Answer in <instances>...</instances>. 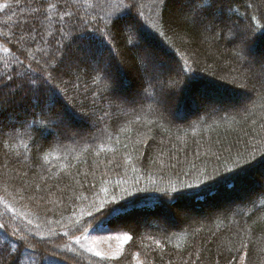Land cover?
Returning a JSON list of instances; mask_svg holds the SVG:
<instances>
[{
	"label": "trees",
	"instance_id": "1",
	"mask_svg": "<svg viewBox=\"0 0 264 264\" xmlns=\"http://www.w3.org/2000/svg\"><path fill=\"white\" fill-rule=\"evenodd\" d=\"M61 2L43 0L44 9L37 13L41 0H0V76L27 72L29 64L37 67L32 56L39 59L41 50L61 56L54 43L59 39L57 28L69 29L70 24H61L58 9L49 7ZM67 2L71 7L64 11L81 18L80 28L87 24L90 30L108 31L105 21L111 19L117 0ZM140 4L144 38L135 32H108L96 54L101 68L109 64L110 79L103 71H94L92 62H75L81 53L74 48L66 60L70 67L59 75L53 73L55 98L36 97L25 89L0 111V215L11 217L9 232L19 229L18 235L27 237L21 242L0 231V255L11 264H135L136 260L141 264H241L243 260L264 264V196L255 195L264 190L260 172L264 163L256 164L264 160V71L237 55L240 44L234 38L236 27L250 25L257 34L264 29V0H221L219 15L208 22L209 31L185 23L189 17L182 15L181 8L192 5L182 0H168L167 6L164 0H140ZM21 36L24 42L18 44ZM261 37L250 41L253 48ZM145 51L154 57L161 79L167 78L170 68L178 72L182 65L196 75L199 87L188 88L179 99L161 95L154 82L141 80L139 57ZM225 76L245 83L240 85L245 90L239 99L250 92L252 99L240 107L213 111L211 103L197 94L232 89ZM173 81L183 83V77L172 73L169 83ZM111 83L116 85L115 93L108 92ZM193 97L199 100L194 99L198 108L179 119ZM48 108L61 115L74 113V134L34 132L42 127L41 111ZM249 163L253 167L248 175L258 173L257 178L253 175V186L246 185L248 175L225 180L220 190H204L199 198L181 196L171 209L153 207L152 199L141 201L138 208L113 221L111 230L86 223L105 189L120 194L125 189L144 190L138 194L155 197L158 189L188 184L202 188L205 173L218 169L219 178ZM69 183L77 198L66 197V203H54L56 196L48 198L53 203L40 200L35 191L37 185ZM227 196L235 199L222 202ZM77 223L80 231L74 230ZM123 234L131 239L116 257L102 258L84 245L93 237Z\"/></svg>",
	"mask_w": 264,
	"mask_h": 264
},
{
	"label": "snow or ice",
	"instance_id": "2",
	"mask_svg": "<svg viewBox=\"0 0 264 264\" xmlns=\"http://www.w3.org/2000/svg\"><path fill=\"white\" fill-rule=\"evenodd\" d=\"M108 0H105L107 3ZM221 0H182V3L191 4L190 8H181L182 15L189 17L185 20L192 26L193 29L204 31L210 30V20H214L217 15H219V8L217 5ZM165 6H167L168 0H164ZM49 7L58 9V18L61 24L69 23L70 28H57L56 35L59 37L54 43L56 50L61 52V56H56L55 54H49L47 51H42V55L38 59L35 55L32 56V60L35 62V68L31 64L28 65L27 72H14L9 73L7 77L0 76V111L4 110L5 107L16 98L17 92H27L35 94L36 97L43 96L45 99L48 97L55 98L57 96V89L53 85V80L56 79L57 75L63 73L65 69L70 67L66 60L70 58L74 48L76 51L81 53V55L76 56L75 62H92L95 67L94 71H103L106 79H110L108 76L109 64L104 63L103 67H100V60L96 58V54L106 43L105 37L108 32L115 33H129L135 32L137 36L141 39L144 38L143 29L145 25L143 24L141 17L143 13L140 11L141 4L140 0H117L115 5H112L111 19L105 21V28L108 31H101L98 27L94 29H89L87 24H84L83 28H80V23H83L81 18L76 15L75 12L64 11V9L71 7L67 0H62L59 5H50ZM44 9L43 0H41V5L36 9L37 13H41ZM100 19H103L101 16ZM29 36L32 34V28L28 27L26 29ZM69 35H65V32ZM259 35H264V29L260 31L259 34L249 25L245 28L240 29L236 32L235 39L238 40L240 48L238 49L237 55L245 60L247 63H259L261 71H264V59L259 61L256 60L252 52V46L250 41L258 38ZM33 42L35 37H32ZM67 41V42H65ZM24 37L21 36L18 40V44H23ZM45 43H49L45 41ZM31 46V45H29ZM18 63L23 64V61H18ZM179 71L177 72L175 68H170L167 74V78L161 79L157 75L158 65L151 53L145 51L144 55L139 57V72L142 81L154 82V85L159 88V92L163 96H175L178 99L185 96V92L188 88L196 89L199 85L196 83V75L186 72L182 65H178ZM151 68V72H149ZM175 73L176 77H183V83L178 81H173L169 83V78ZM8 87V93H4V88ZM116 85L111 83L108 85V92L115 93ZM200 98H203L200 94H197ZM207 99V98H204ZM209 108L213 111L218 110V104L211 103ZM41 115L43 119L40 121L42 127H36L33 129L34 132L43 135L45 132L48 135H53L55 133L59 135H72L74 134L71 129V121L77 116L74 113H66L61 115L59 113H53L51 108L47 110H42ZM50 125V126H49ZM2 132V129H0ZM38 161H34L36 163ZM264 163V160H257L256 164ZM252 164L240 165L238 169H229L228 175H221L219 178L215 175L218 173V169H213L211 173H205V179L201 180L203 187L199 185H184L183 188H171L164 190H157L159 193L155 197L148 194H138L144 190H138L137 192L129 191L125 189L123 194L116 192L107 193L99 200L98 204H94L92 209L89 210L90 221L86 223H93L94 229L101 231L111 230L109 225L118 219L124 218L128 213L132 212L135 208L140 206L139 202L148 199L153 200V207L159 206L163 209H171L173 206L177 205V200L181 196L187 197L189 199L199 198L200 194L204 190L216 189L220 190L221 185L225 180H238L242 177L248 175ZM87 175V174H85ZM199 179V177H198ZM211 181V183H208ZM23 187V185H22ZM28 187H31L29 185ZM118 187V186H117ZM95 188L92 185L89 189L90 191ZM55 189V191H53ZM36 193L39 194L38 198L44 200L48 203H53L49 200L50 196H56V201L54 203H66L65 198L75 200L76 189L73 184H65L60 187L58 184L52 185L48 188H41L39 185L36 186ZM244 195H248L245 193ZM256 196H264V190L255 194ZM50 210V209H49ZM11 217H5L0 215V231L8 233L11 236L17 238L18 241H25L26 236L18 235L19 229H12L9 232L11 225ZM75 231L81 230V225L77 223L75 225ZM117 239L119 236L116 237ZM124 241L131 239L127 234H123ZM31 247V245H27ZM95 255L102 258H107L105 253L96 251ZM0 264H11V260H8L5 256L0 255Z\"/></svg>",
	"mask_w": 264,
	"mask_h": 264
},
{
	"label": "rangeland",
	"instance_id": "3",
	"mask_svg": "<svg viewBox=\"0 0 264 264\" xmlns=\"http://www.w3.org/2000/svg\"><path fill=\"white\" fill-rule=\"evenodd\" d=\"M236 30L239 31L240 28L236 27ZM236 40H234L233 43L236 42ZM257 42L253 44L254 48L252 47V52H253L254 56L256 57V60L259 61V60L264 58L263 57L264 56V38L261 37V39L260 40L258 39ZM262 42H263V44H261ZM241 62L244 63L243 61H241ZM255 64H259V63H255ZM252 65H253V63H252ZM157 69H159V66ZM223 79L225 80V83H227V84L231 82L230 87L232 89L224 90L223 87H220L219 88L220 90H215V92L204 90V91H202V93L199 91L198 94H200L202 97L205 95L204 98H207V99H205L207 102L218 104V109H220L221 107H222L221 109H224V108L225 109L226 108L233 109V108H236L238 106L240 107V105H245L247 102L251 101V99H252L251 98V95H252L251 92H250V96L247 95L248 97L245 96V98H241V99L238 98L240 93L242 92V90L243 91L245 90L244 88L242 89V86H240V85L241 84L245 85V83L237 82V78L231 79L227 76H225V78H223ZM243 95H245V94H243ZM204 98H201V99H204ZM192 99L193 100L191 101V106L188 105L186 107V109L184 111L185 114L183 115L182 118H179V119L183 120L185 118H188V115L193 114L196 111V109L198 108V106H196V103L194 101V99L199 101L198 98L193 97ZM237 99H239V100H237ZM235 100H236V102H239V104L238 103L236 104ZM174 107H176V105ZM172 109H174V108H172ZM260 172L264 173V168L260 169ZM255 174H256V172L255 173L251 172L248 175L249 177L247 176V183L245 182L246 185H248V183L250 186L254 185L255 181L253 179V177H254L253 175H255ZM257 174L255 175V178H257ZM256 181L259 182L258 180H256ZM234 199H235V196H227V197H224L222 202L227 203V202L233 201ZM171 221H174V219L172 218ZM126 243H127V241L126 242L124 241L123 236L119 237L117 239L116 236L113 237L111 235H106V236H101V237H93L89 240H85L84 245L88 249L93 251L94 253L96 251H100L102 253H105L106 257L111 258V257L119 256ZM244 261L245 260H243L241 264H244ZM135 264H141V262L139 260H136Z\"/></svg>",
	"mask_w": 264,
	"mask_h": 264
}]
</instances>
